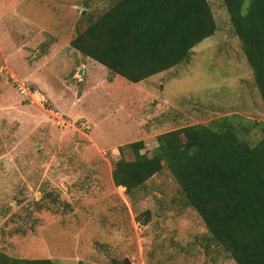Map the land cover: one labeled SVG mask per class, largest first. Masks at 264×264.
<instances>
[{"label":"rangeland","instance_id":"rangeland-1","mask_svg":"<svg viewBox=\"0 0 264 264\" xmlns=\"http://www.w3.org/2000/svg\"><path fill=\"white\" fill-rule=\"evenodd\" d=\"M115 2L0 0V252L55 264H236L167 169L133 201L112 179L117 160L134 159L129 144L143 141L151 157L169 131L233 114L264 121L223 0H209L215 35L139 84L71 46Z\"/></svg>","mask_w":264,"mask_h":264},{"label":"trees","instance_id":"trees-1","mask_svg":"<svg viewBox=\"0 0 264 264\" xmlns=\"http://www.w3.org/2000/svg\"><path fill=\"white\" fill-rule=\"evenodd\" d=\"M223 3L264 108V0ZM216 31L209 0H116L88 19L71 46L110 74L139 84L188 61ZM257 129L262 137L252 145L245 137ZM157 143L151 157L143 153V141L127 145L134 159L117 160L114 185L133 201L167 169L180 187V202L197 212L211 243L236 264H264V121L227 115L163 133ZM0 264L55 263L0 252Z\"/></svg>","mask_w":264,"mask_h":264},{"label":"built area","instance_id":"built-area-1","mask_svg":"<svg viewBox=\"0 0 264 264\" xmlns=\"http://www.w3.org/2000/svg\"><path fill=\"white\" fill-rule=\"evenodd\" d=\"M17 88L20 91V93L22 95H24V96H29V95L34 94L32 89L29 86L25 85V84L21 85L20 83H17ZM65 122L66 121H64V119H63L62 124L65 125Z\"/></svg>","mask_w":264,"mask_h":264}]
</instances>
